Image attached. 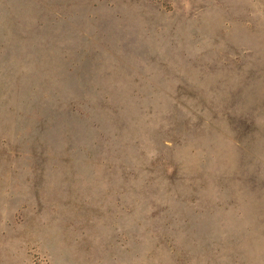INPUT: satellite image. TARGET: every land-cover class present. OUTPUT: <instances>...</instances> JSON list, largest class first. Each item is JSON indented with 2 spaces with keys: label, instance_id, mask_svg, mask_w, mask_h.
<instances>
[{
  "label": "rangeland",
  "instance_id": "rangeland-1",
  "mask_svg": "<svg viewBox=\"0 0 264 264\" xmlns=\"http://www.w3.org/2000/svg\"><path fill=\"white\" fill-rule=\"evenodd\" d=\"M0 264H264V0H0Z\"/></svg>",
  "mask_w": 264,
  "mask_h": 264
}]
</instances>
